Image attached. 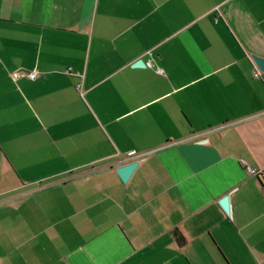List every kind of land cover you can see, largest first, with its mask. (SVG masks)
<instances>
[{
    "label": "crops",
    "instance_id": "0c3cea01",
    "mask_svg": "<svg viewBox=\"0 0 264 264\" xmlns=\"http://www.w3.org/2000/svg\"><path fill=\"white\" fill-rule=\"evenodd\" d=\"M254 57L264 0H0V264H264Z\"/></svg>",
    "mask_w": 264,
    "mask_h": 264
},
{
    "label": "built area",
    "instance_id": "2783aa9c",
    "mask_svg": "<svg viewBox=\"0 0 264 264\" xmlns=\"http://www.w3.org/2000/svg\"><path fill=\"white\" fill-rule=\"evenodd\" d=\"M146 66L148 68H151L152 67V62L151 61L147 62ZM157 72L160 75H163V73H164L162 69H158ZM260 75H261V73L257 72L255 74V77L259 78ZM11 76H12L14 81H18V80H20L22 78H27V79H29L31 81H35L38 78L39 74L36 71L18 70L16 72H13ZM126 158L129 159V160H132V159L140 158V156L136 152H131V153L126 155ZM243 165L245 166L247 172L250 173L252 176L264 177L263 171L252 169L249 166H247L245 163H243Z\"/></svg>",
    "mask_w": 264,
    "mask_h": 264
},
{
    "label": "water",
    "instance_id": "95a60500",
    "mask_svg": "<svg viewBox=\"0 0 264 264\" xmlns=\"http://www.w3.org/2000/svg\"><path fill=\"white\" fill-rule=\"evenodd\" d=\"M255 63L257 64V66L259 67V69L261 71H264V59H261L259 57H254L253 58ZM137 66H145V63L142 61L137 62L136 64ZM139 163H132V164H128L125 165L121 168L118 169V174L121 178V180L124 183H127L129 181V179L131 178L132 174L135 172V170L138 168ZM221 205L223 207V209L226 211L227 214H229L230 209H229V198L228 197H224L221 200Z\"/></svg>",
    "mask_w": 264,
    "mask_h": 264
},
{
    "label": "trees",
    "instance_id": "16d2710c",
    "mask_svg": "<svg viewBox=\"0 0 264 264\" xmlns=\"http://www.w3.org/2000/svg\"><path fill=\"white\" fill-rule=\"evenodd\" d=\"M176 236L178 238L177 240H178L179 244L184 243L185 239L183 236H181L178 232H176Z\"/></svg>",
    "mask_w": 264,
    "mask_h": 264
}]
</instances>
